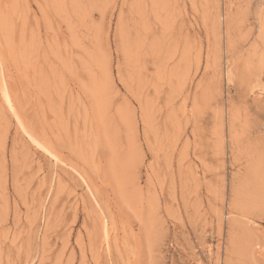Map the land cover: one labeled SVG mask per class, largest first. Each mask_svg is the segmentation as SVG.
Segmentation results:
<instances>
[{
    "label": "rangeland",
    "instance_id": "obj_1",
    "mask_svg": "<svg viewBox=\"0 0 264 264\" xmlns=\"http://www.w3.org/2000/svg\"><path fill=\"white\" fill-rule=\"evenodd\" d=\"M0 264H264V0H0Z\"/></svg>",
    "mask_w": 264,
    "mask_h": 264
},
{
    "label": "bare ground",
    "instance_id": "obj_2",
    "mask_svg": "<svg viewBox=\"0 0 264 264\" xmlns=\"http://www.w3.org/2000/svg\"><path fill=\"white\" fill-rule=\"evenodd\" d=\"M231 9V8H230ZM219 23V22H218ZM5 96H6V100H7V103L9 104V106L12 108L13 106V104H12V101H11V99L9 98V95L7 94H5ZM13 109H14V107H13ZM14 111V110H13ZM30 135V134H29ZM28 135V136H29ZM30 138L33 140V142L34 143H36V146H38L39 148H42L43 150H44V152H46L47 154H49L51 157H53V158H55L56 160L58 159L57 158V156L56 155H54L50 150H48L47 148H46V146L45 145H43L42 143H40V141H37L34 137H32V136H30ZM58 161H59V159H58ZM57 162V161H56ZM94 196V195H93ZM95 197V196H94Z\"/></svg>",
    "mask_w": 264,
    "mask_h": 264
}]
</instances>
